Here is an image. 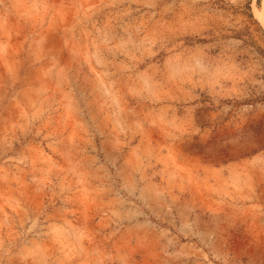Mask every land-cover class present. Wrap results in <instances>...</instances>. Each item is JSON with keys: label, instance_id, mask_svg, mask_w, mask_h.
<instances>
[{"label": "rangeland", "instance_id": "1", "mask_svg": "<svg viewBox=\"0 0 264 264\" xmlns=\"http://www.w3.org/2000/svg\"><path fill=\"white\" fill-rule=\"evenodd\" d=\"M0 264H264V0H0Z\"/></svg>", "mask_w": 264, "mask_h": 264}]
</instances>
